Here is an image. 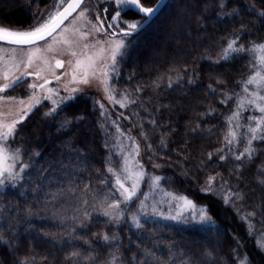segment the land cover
Returning <instances> with one entry per match:
<instances>
[{"label":"trees","instance_id":"1","mask_svg":"<svg viewBox=\"0 0 264 264\" xmlns=\"http://www.w3.org/2000/svg\"><path fill=\"white\" fill-rule=\"evenodd\" d=\"M56 3L0 0V25L28 30ZM231 40L245 51L225 59ZM261 42L264 0H169L119 56L113 87L130 97L126 107L109 115L90 90L34 106L12 142L23 176L0 189V264H264V141H252L251 157L246 140L227 145L228 115ZM111 117L161 165L164 191L186 195L210 221L165 215L141 194L118 220L93 207L121 167Z\"/></svg>","mask_w":264,"mask_h":264},{"label":"rangeland","instance_id":"2","mask_svg":"<svg viewBox=\"0 0 264 264\" xmlns=\"http://www.w3.org/2000/svg\"><path fill=\"white\" fill-rule=\"evenodd\" d=\"M100 3H102V7H100ZM56 5H58V0ZM127 8L121 5L120 0H86L81 8L48 39L36 45L27 46L0 44V48H2L0 50V87L5 83L11 84L18 77L22 78L27 73H39V76H31L14 89L0 92V132H7V128L3 127L4 125L17 122L16 132L18 133L23 123V120L20 119L45 99L53 103V108H55L64 97H70L75 93L86 90L98 93L103 103L102 106L109 115H112L115 104L126 107L131 102L130 97L126 93H119L113 87V79L118 69V59L124 47L116 52L115 63L112 56L117 44L123 40L126 46L130 39V36L125 37L123 33L116 35L114 31L129 30L127 24L138 23L141 20L124 17L122 12ZM54 12L55 9L52 13ZM81 12H83V15H80ZM117 13H119V17H117ZM114 17L116 18L114 19ZM64 28H67V31H63ZM232 41L235 40H231L229 43ZM257 45H264V42L253 44L252 49ZM36 47H39L40 51L33 56L32 64L29 67L27 64L28 53L35 51ZM252 52L255 53L257 60L255 71L259 68L260 57L264 53L259 50ZM72 53H75V55ZM58 60H63L62 68L56 66ZM5 73H7V79H5ZM85 78L88 79V83L82 82ZM33 84L36 85L35 88L31 87ZM245 86L248 89L247 93L244 91ZM252 92H259L261 96H264V88L244 84L243 92L228 115L230 126L227 145L229 147L246 140V148L248 146L247 140L251 136L249 127H257L256 120L253 118L259 119L264 116L253 105L246 102L242 109H238L242 99H250L251 97L248 94ZM110 96L114 99H110ZM21 101H23V104L20 103ZM258 102L264 104V101ZM237 111L240 112L239 117L230 120L229 118ZM113 117L110 120L115 130L114 146L121 155V167L116 174L120 175L125 187L130 189L133 182L137 180V174L142 171L143 175L138 176V187L135 196L141 194L140 196L145 199L144 202L146 203L150 202L151 199L157 200L159 203L156 208L165 211V213L159 212L171 217L201 218L204 216V210L201 211L203 208L192 202L186 195L164 191L158 174L161 165L155 159L147 158L140 144L127 132L123 131ZM126 118L129 117L126 116ZM244 118L246 119L244 120ZM262 126H260L261 129ZM233 132L235 137L230 135ZM13 140L15 138L0 140L4 155V159L0 161V171H4V175L0 176V179L4 181L0 185V189L8 185H17L23 176L24 166L19 163L21 152L17 146L13 145ZM229 140H232L231 144ZM137 145L139 146L138 154L134 151ZM12 156H16V159H11ZM9 165H12L11 169L6 171L5 169H8ZM125 168L129 171L125 172ZM156 177H159V180H156ZM145 181L148 184L142 188ZM210 186L213 190L218 189L215 182L211 183ZM181 197H187L191 204L181 200ZM98 202L101 204L102 213L105 215L107 212L110 215L105 216L116 220L122 217L125 207L129 203V201H125L124 196L121 194V190L116 184V178L114 191L106 195L103 200L97 201L96 198L92 203L93 207ZM117 203L119 204L118 208L110 207V205ZM55 213L56 215L65 216L64 206L55 210Z\"/></svg>","mask_w":264,"mask_h":264},{"label":"snow or ice","instance_id":"3","mask_svg":"<svg viewBox=\"0 0 264 264\" xmlns=\"http://www.w3.org/2000/svg\"><path fill=\"white\" fill-rule=\"evenodd\" d=\"M82 0H73V2L66 3V0H58V5H54L55 12L49 13L47 18L45 20H41L39 22L34 21L33 27H31L28 30H12L5 28L3 26H0V44H10V45H20V46H27V45H36L38 41H44L46 37H51L54 32L58 28L61 27V25L64 23L65 20L68 19V17L74 12L77 8L80 7ZM120 3L122 6L128 7L130 9H134L136 14L141 15L142 19L138 23H130L127 24L128 31H125L123 34L125 37L132 36L133 34H139L141 31L146 30L148 27L151 26V23L156 18L157 14L161 10V8L164 6L163 0H157V3L154 7H144L140 4L139 0H120ZM60 8L63 10L61 11ZM80 15H83V12L80 13ZM117 17H119V13H117ZM116 17H114L115 19ZM121 23H124L123 21H120ZM63 31H67V28H64ZM123 31V30H122ZM130 43V41H129ZM236 42L232 41L229 43L228 48L225 50V59H227V54L231 52H243L245 49L240 47H235ZM87 47V46H85ZM125 47L124 41L122 40L119 44H117L116 49L113 52L112 60L115 63V55L116 52L119 51L120 48ZM2 50V48H0ZM50 50V46H49ZM259 50L261 53H264V45H257L251 51H257ZM40 51L39 47L35 48V51L28 53L27 58V64L30 67L32 64L33 56L36 55ZM75 55V53H72ZM122 54V53H121ZM91 59V58H89ZM79 64V61L77 62ZM57 67H63V64L61 61L56 62ZM264 55H261L260 61H259V68L256 69L245 82V85H257L259 88H264ZM31 73H28L27 75H30ZM39 76V73H37ZM7 73H5V79H7ZM21 78H17L15 81H13L11 84L5 83L2 87H0V92H4L9 88H12L14 85L18 84ZM83 83H88V79L85 78ZM32 88H35L36 85H31ZM43 87V85H41ZM244 91L247 93L248 89L245 86ZM251 98H245L242 99L241 103L238 105V109H242L244 107V103H248L250 105H253L260 113L264 114V104L259 103L258 101H264V96H261L259 92H252L248 94ZM110 99H114V97H109ZM231 99V97H229ZM117 103H121L120 101H116ZM23 104V101L20 102ZM38 103V102H37ZM240 115V112L237 111L233 114L232 117L229 119H237ZM256 120L257 127H249V132L251 133L250 138L247 140V147L244 149V154H246L248 157H251L253 153L256 152V149L252 147V141H264V132H261V125H264V116H261L259 119L253 118ZM16 123L13 122L11 125H4L3 127L7 128V132H0V140H6L8 138H15L17 135L16 132ZM233 137H235V133H230ZM229 143H232V140H229ZM136 153L139 152V146L137 145L136 149H134ZM243 155V154H242ZM4 159L3 151H2V145H0V161ZM11 159L15 160L16 156H12ZM236 159H242V156H237ZM12 165L8 166V169H5L6 171H10ZM26 167V166H25ZM129 170L125 168V172H128ZM109 172H113V169L109 168ZM4 175V171H0V176ZM116 175V184L119 186V189L121 190V194L124 196L125 201H131L133 197L136 195L137 187H138V176L143 175L142 171L137 174V180L133 182L131 188H126L124 183L121 181L120 175ZM131 175V174H130ZM156 180H159V177L155 178ZM215 180L214 177H210L208 184L213 183ZM4 183L3 179H0V185ZM261 183H264V181H261ZM209 189H203L202 191H208ZM239 198V197H238ZM181 200L185 201L188 204H191V201L187 199V197H181ZM110 207L118 208L119 204H113L110 205ZM195 207V205H193ZM203 211V209H201ZM105 215H110L109 213H105ZM135 220V217L133 218ZM204 221H210L211 216L210 215H204L201 217ZM105 240L108 239L107 236L103 237ZM258 247L261 248L262 251H264V244L258 245ZM241 264H248V262L242 261Z\"/></svg>","mask_w":264,"mask_h":264},{"label":"water","instance_id":"4","mask_svg":"<svg viewBox=\"0 0 264 264\" xmlns=\"http://www.w3.org/2000/svg\"><path fill=\"white\" fill-rule=\"evenodd\" d=\"M85 1H86V0H82V2H81V4H80V7L77 8L74 12H72V14L68 17L67 20L64 21V23L67 22V21H68V20H69V19H70V18H71V17H72V16H73V15H74V14H75L80 8H81V6L84 4ZM168 1H169V0H163L164 5H165ZM69 2H73V0H68L67 3H69ZM139 2H140V4H141L142 6H144V7H154L155 4L157 3V2H156L153 6H145V5L142 3L141 0H139ZM163 7H164V6H163ZM163 7H162V8H163ZM162 8H161V9H162ZM62 10H63V9H61V11H62ZM133 10H134V9H133ZM134 11H135V10H134ZM140 16H141V15H140ZM64 23H63V24H64ZM63 24H62V25H63ZM62 25H61V26H62ZM58 29H59V28H58ZM58 29H57V30H58ZM57 30H56V31H57ZM125 31H128V30L114 31V34H116V35H118V34H122V33H124ZM54 33H55V32H54ZM54 33H53V34H54ZM48 38H49V37H46V39H48ZM46 39H45V40H46ZM39 42H41V41H38L37 43H39ZM17 46H20V45H17ZM58 61H61L62 64H63V60H58ZM59 68H62V67H59ZM27 74H28V73H27ZM27 74L24 75V76L20 79L19 83L16 84V85H14L12 88H14L15 86H17V85H19L20 83L24 82L25 80H27L28 78H30V77L33 76V75H34V76H37V73H31L30 75H27ZM12 88H9V89H7V90H10V89H12ZM32 110H33V109H31V110H30L26 115H24L20 120H24V119H26V118L29 116V114L32 112Z\"/></svg>","mask_w":264,"mask_h":264},{"label":"flooded vegetation","instance_id":"5","mask_svg":"<svg viewBox=\"0 0 264 264\" xmlns=\"http://www.w3.org/2000/svg\"><path fill=\"white\" fill-rule=\"evenodd\" d=\"M28 79H29V78H28ZM28 79H27V80H28ZM27 80H25V81H27ZM25 81H24V82H25ZM24 82H22V83H24ZM22 83H20V84H22ZM20 84H19V85H20ZM15 87H16V86H15ZM12 89H14V88H12Z\"/></svg>","mask_w":264,"mask_h":264}]
</instances>
